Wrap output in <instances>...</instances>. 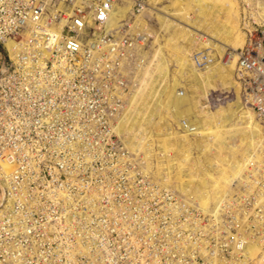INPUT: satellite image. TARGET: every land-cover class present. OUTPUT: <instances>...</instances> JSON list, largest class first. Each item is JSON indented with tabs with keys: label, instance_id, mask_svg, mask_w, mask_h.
Instances as JSON below:
<instances>
[{
	"label": "built area",
	"instance_id": "1",
	"mask_svg": "<svg viewBox=\"0 0 264 264\" xmlns=\"http://www.w3.org/2000/svg\"><path fill=\"white\" fill-rule=\"evenodd\" d=\"M165 5L0 0V44L8 54L0 63V264H63V256L84 251L80 240L93 232L94 202L85 200L82 209L78 194L95 191L98 163L124 160L126 150L114 148L107 133L126 146L116 127L131 105L114 96L128 91L129 78L146 79L138 73L158 66L168 34L157 12L163 15ZM190 57L198 67L210 62L203 52ZM234 76L238 98L231 99L254 116L264 144L263 27L248 32ZM98 127L105 129V150ZM261 153L262 163L249 167L260 175L252 187L255 201L264 192ZM140 158L136 172L142 176ZM85 210L90 215L82 218ZM258 211L254 217L264 221V202Z\"/></svg>",
	"mask_w": 264,
	"mask_h": 264
},
{
	"label": "rangeland",
	"instance_id": "2",
	"mask_svg": "<svg viewBox=\"0 0 264 264\" xmlns=\"http://www.w3.org/2000/svg\"><path fill=\"white\" fill-rule=\"evenodd\" d=\"M212 1H223L232 7L229 17L236 26L232 39L243 37L242 44L239 45V40L231 43L232 45L226 48V53L218 56L214 54L216 51L203 44L205 38L197 35L198 38L190 42L188 47L192 55L203 52L209 56L210 62L205 67H198L193 62L200 71L211 64L222 63L224 73L232 74L231 67L235 65L237 53L245 46L248 32L264 28V22L258 19L259 7L264 6V0ZM189 14L195 15L192 12ZM185 17L186 14L180 19L184 20ZM227 59L228 64L225 67L224 61L227 62ZM4 61H8V54L2 46L0 63ZM171 61L170 69L173 71L175 62ZM154 71L155 69L149 68L150 74ZM142 73L143 71H140L139 76ZM170 78H173L172 74ZM142 80L143 86H146L144 78H129L126 82L128 91L123 95L114 96V101L125 102L134 95H139L141 99L143 96H140V91H145L141 90L139 84ZM234 83L238 90L235 76ZM216 86V89L209 90L204 100L206 109L212 112L236 101L233 97L231 99V96L235 97V92L229 90L226 85L217 83ZM118 128L119 124L116 131L126 140V136ZM103 131L104 128L98 127L96 138L101 141L100 145L105 150L108 148V142ZM181 134L183 135V132ZM107 135L113 138L114 148L126 150L124 160L115 156L114 159L108 160V164L98 163L95 191L90 196L87 191H79L82 209L85 200L90 198L94 202L92 215L95 225L93 224V232L90 231L93 235L88 233L83 236L80 242L84 251L76 256H63V264H72V260H75L76 264H264V237L259 235L264 232V221L256 218L260 215L255 214L259 212L258 207L264 201H255L257 192L251 187V183L248 185L249 182L257 185L260 183H257L260 178L256 173L257 168L255 173H251L248 168L239 180L236 179L231 190L227 192L226 200L220 204L221 207L210 202L208 211H204L181 193L175 183L176 168L168 173L165 161L171 159L174 153L159 152L160 142L157 137H150L142 147L144 150H136L127 142H124V149L113 132H108ZM240 142L241 139L236 137L235 145L239 146ZM261 143L260 153L264 149L263 138ZM137 154L138 157L141 155L140 160L143 162L142 176L136 172ZM196 155L198 152L195 151L194 156ZM260 156L255 160L262 163L263 156ZM160 160L164 163L163 167L158 166ZM186 170L188 169L185 168V172ZM137 179H142L141 183ZM261 180L264 181V178ZM260 193L261 196L264 195V192ZM85 212L86 214L82 213V218L90 215L87 210ZM253 234L254 236H251ZM248 244L252 248L250 252L244 250V246Z\"/></svg>",
	"mask_w": 264,
	"mask_h": 264
},
{
	"label": "bare ground",
	"instance_id": "3",
	"mask_svg": "<svg viewBox=\"0 0 264 264\" xmlns=\"http://www.w3.org/2000/svg\"><path fill=\"white\" fill-rule=\"evenodd\" d=\"M156 1L166 2L163 15L158 11L157 17L168 34L167 42L158 48L159 64L154 73L150 74L149 69L143 71L147 84L143 86V80L139 81L141 90H145L140 91L143 97L134 95L129 99L131 107L120 118L118 129L126 136L127 144L136 150L142 149L150 137H157L159 152L175 154L166 159V169L171 173L176 168L174 178L181 193L201 210L208 211L210 202L219 207L226 200L236 179L248 170L252 161L261 157L262 134L258 123L243 110L238 99L214 112L206 109L205 97L209 90L216 89L217 83L226 85L237 97L234 66L231 67L233 75L224 73L222 63L200 71L193 65L188 46L199 35L205 38L206 47L216 51L215 55L223 56L228 45L238 40L242 44L243 37L232 39L236 27L229 17L232 7L223 1L152 0ZM259 10L258 19L264 22V6ZM184 14L185 21L180 19ZM171 60L175 62L173 71ZM224 62L227 67L228 60ZM236 137L241 139L239 146L234 143ZM158 166H164L162 160ZM263 196L260 193L257 199L262 202ZM244 247L252 251L249 244Z\"/></svg>",
	"mask_w": 264,
	"mask_h": 264
},
{
	"label": "trees",
	"instance_id": "4",
	"mask_svg": "<svg viewBox=\"0 0 264 264\" xmlns=\"http://www.w3.org/2000/svg\"><path fill=\"white\" fill-rule=\"evenodd\" d=\"M1 51H2V45L0 44V53H1Z\"/></svg>",
	"mask_w": 264,
	"mask_h": 264
}]
</instances>
